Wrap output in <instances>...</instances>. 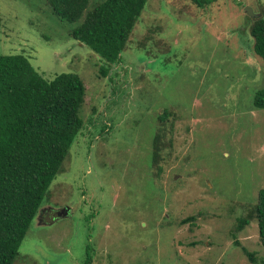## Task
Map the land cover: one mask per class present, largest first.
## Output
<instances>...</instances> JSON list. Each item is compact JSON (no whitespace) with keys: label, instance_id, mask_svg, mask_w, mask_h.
<instances>
[{"label":"rangeland","instance_id":"1","mask_svg":"<svg viewBox=\"0 0 264 264\" xmlns=\"http://www.w3.org/2000/svg\"><path fill=\"white\" fill-rule=\"evenodd\" d=\"M262 2L148 0L102 76V57L71 35L81 20H62L48 0H0V54L27 55L48 79L77 73L87 87L83 129L14 264H84L88 253L92 264H264L257 220L237 230L264 188V108L254 104L264 61L248 48L246 15ZM163 109L173 144L159 171Z\"/></svg>","mask_w":264,"mask_h":264},{"label":"trees","instance_id":"2","mask_svg":"<svg viewBox=\"0 0 264 264\" xmlns=\"http://www.w3.org/2000/svg\"><path fill=\"white\" fill-rule=\"evenodd\" d=\"M189 1L204 8L221 0ZM147 2L98 0L92 5L91 0H48L53 13L62 20H81L71 35L102 57V76H107L111 66L121 60ZM257 11L256 17L246 13L250 20L248 48L264 61V2ZM86 94V84L77 73H59L48 79L35 69L27 55L0 54V264H14L53 180L62 171L84 126L80 112ZM254 104L264 108V87L255 93ZM170 111L158 113L154 134L151 165L159 171L164 159L162 150L173 144L169 136L174 127ZM252 211L254 215L239 218L237 230L255 218L264 246V188L259 190ZM194 218L189 216L181 222H192ZM242 249L255 260L252 251L245 246ZM92 259L88 253L84 264H92Z\"/></svg>","mask_w":264,"mask_h":264},{"label":"water","instance_id":"3","mask_svg":"<svg viewBox=\"0 0 264 264\" xmlns=\"http://www.w3.org/2000/svg\"><path fill=\"white\" fill-rule=\"evenodd\" d=\"M246 11H247V13H248L250 16H252V17H256V16L259 15V14L256 13V12L253 10V8H251L250 6L246 7ZM67 213H68V207L63 208V209H61V210L59 211V215H60V216H65V215H67Z\"/></svg>","mask_w":264,"mask_h":264}]
</instances>
